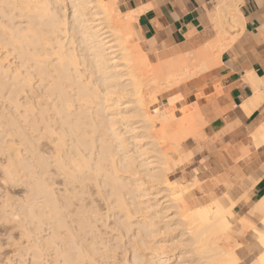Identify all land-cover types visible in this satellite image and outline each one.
<instances>
[{
    "label": "bare ground",
    "instance_id": "obj_1",
    "mask_svg": "<svg viewBox=\"0 0 264 264\" xmlns=\"http://www.w3.org/2000/svg\"><path fill=\"white\" fill-rule=\"evenodd\" d=\"M238 3V0H215L209 14L217 34L201 49L153 63L140 45L136 11L121 12L115 0H0V17L26 22L25 26L15 21L9 25L0 18V43L16 50L21 65L34 58L38 77L35 125L31 126L35 132V186L32 184L35 214L31 204L28 211L35 217L37 234L44 232L43 228L39 229L38 223L45 221L39 213L48 214L44 217L51 221L47 223L48 237L35 234V264H39L41 246L53 249V256L49 253L53 264H236L241 243L231 244L229 238L234 231L241 238L247 230L252 231L259 248L251 264H264V196L255 201L245 217L237 218L235 225L232 204L225 207L214 200L206 205L188 206L182 195L187 186L169 179L167 173L191 157V153L175 154V159L167 151L161 155L149 154L145 144H140L139 135L132 132L136 130L133 124L140 123L145 138L144 132H151L147 128L157 126L156 139L150 140L153 152H157L153 146L157 139L167 138L171 148L177 151L184 139L195 138L198 125H204L199 111L204 84L184 88L163 101L157 100L152 91L150 98L157 107L152 112L146 108L143 111L139 89L149 82L143 79L149 74L153 75V78L149 76L150 82L157 87H176L219 64L222 51L236 38L231 36L227 40L226 28L242 25ZM50 33L55 34L51 49L56 56L48 61L51 53L43 46L50 44L47 40ZM61 33L68 34L70 39L62 40ZM131 38L134 43H130ZM8 67L0 60V82ZM14 71L12 84L25 91V86L30 84L29 74L20 77L22 73ZM253 73L246 75L255 91L242 105L247 113L262 95L263 86ZM44 74L53 76L54 88L53 84L49 87L51 83L43 84ZM28 90L34 93L32 85ZM129 92L132 96L138 94L137 99L131 100L133 105L120 101L123 98L120 95L130 96ZM109 99L113 101L106 102ZM102 126L109 131L107 134L104 130L106 136L101 134ZM17 127L21 139L31 141L30 134H23ZM97 131L99 135H95ZM127 133H130L128 137ZM152 133L146 137L152 138ZM251 138L255 146L264 142V122L251 133ZM131 143L135 145L130 147ZM6 147L16 156L7 162L6 172L11 179L18 175L19 168H14L20 157L11 143ZM22 164L23 168L29 167ZM140 168H144L149 180L157 183L155 191L142 188L140 180L137 182V177H133ZM59 180L62 188L54 191L50 185L59 184ZM126 185L128 193L122 188ZM160 192L167 198L159 196ZM127 195L132 196V201ZM100 201L106 206L104 210L97 205ZM171 207L172 217L171 213L167 215ZM97 213L104 218L97 217ZM259 216L261 225L256 227L252 220ZM110 217L113 221L107 223ZM102 219L104 223L100 222ZM175 225L180 231L171 236V227L175 229Z\"/></svg>",
    "mask_w": 264,
    "mask_h": 264
},
{
    "label": "crops",
    "instance_id": "obj_2",
    "mask_svg": "<svg viewBox=\"0 0 264 264\" xmlns=\"http://www.w3.org/2000/svg\"><path fill=\"white\" fill-rule=\"evenodd\" d=\"M116 1L122 12L136 11L140 39L149 51L165 47L168 57L176 56L195 52L216 37L209 14L215 0ZM238 1L242 25L226 28V39L236 38L222 51L220 63L182 87L204 84L199 107L202 145L192 165L198 169L201 193L195 196L211 201L226 192L235 198L242 193L238 209H233L240 217L264 196V142L255 146L251 138L264 122V0ZM251 72L263 87L261 98L247 113L242 105L255 95L246 80ZM253 221L260 227L259 217ZM241 240L238 264H251L259 252L256 238L250 230Z\"/></svg>",
    "mask_w": 264,
    "mask_h": 264
},
{
    "label": "rangeland",
    "instance_id": "obj_3",
    "mask_svg": "<svg viewBox=\"0 0 264 264\" xmlns=\"http://www.w3.org/2000/svg\"><path fill=\"white\" fill-rule=\"evenodd\" d=\"M116 6L121 11L117 1H116ZM66 15H67V13H66ZM0 18L3 21H5L6 23H8L9 25L14 23V21L16 23H20L23 26H25V23H26L25 20H21L20 18H16L14 21H9L8 18H6V17H0ZM34 22H35V19H34ZM212 27H213V25H212ZM214 31H215V29H214ZM235 33H236V31H235ZM215 35H216V31H215ZM59 36L62 37V40L64 39L65 41L67 40V37H68V39H70L69 37H71V36H68V34L64 36L63 33L59 34ZM228 38H230V37H228ZM47 40L50 44H46L43 47L45 49H47V50H45L46 52L51 53V55L48 58V61H49L51 58L56 56V54L52 53V49H51L52 46H54L55 34L50 33ZM72 40H73V38H72ZM129 41H130V43L135 42L134 39H132V38L129 39ZM139 41H140V45L142 44V46H141L142 49L147 52L149 60L151 62L155 63L157 61H160L159 59L166 60L168 58V56H169V54L167 53L168 50L165 47L162 50L154 49L153 51H149L143 45L141 39ZM72 45H73L72 47H74V43ZM0 60L3 63H5V66H9L7 69L8 70L7 75H5L1 79L4 82H2V81L0 82V112H1L0 113V123H1L0 124V264H35V252H34L35 251V234L38 233V230H37V232L35 230V221H34L35 217H32L30 215V212L28 211V210H30L29 205L31 204L32 205L31 207L33 208L32 210L34 211V214H35V191H34L35 188L32 190L33 185L35 186V184H34L35 183V135H34L35 132L31 131L34 128L33 125H35V80H37V78H38L37 76H35V74H36L35 73V61H34L35 59L29 58V60L27 62H25L23 65H21L22 60L20 57H18L16 50H14V51L11 50V48H10V46H8V44L6 45L5 43H0ZM16 69L22 73L20 77L24 76L25 74L26 75L29 74L30 79H29L28 83H30V84H29V86L28 85L25 86V88H26L25 91H19V87H18L19 85L18 84H16V85L12 84L14 82V79L12 78L11 75L13 73H15L14 70H16ZM87 72L89 73V71L86 69V73ZM149 76L153 78V75H151V74L144 76V78H143L144 81H147L149 79V82L145 83L142 79V81L146 85L145 84L142 85L143 82L141 81L142 82L141 85H142V87H144L145 90L142 87L139 89V92H141L139 94L142 95L141 97H143V98H141V99H143V105H142V108L144 107L143 111H145V108H146L148 110H151L150 112H152L154 109L157 108L156 105L151 101L152 99L150 97L152 96V94L155 95V98H157V100L163 101V100H165L171 96H174V95L182 92L184 89L183 88L184 86L182 85V83H181V85L179 84L176 87H174L175 85H171L168 87H162V86L157 87V84H155L153 81L150 82V79L152 80V78H150ZM44 77H45V80H43V84L45 86L48 83L50 84L51 82H54L53 76L49 78L48 75L44 74ZM94 77L95 76L92 75V78H94ZM146 77H147V79L145 80ZM48 79H50V80L53 79V80H51L49 82ZM28 83H26V84H28ZM54 84L55 83H51L49 85V87L51 85H52V87L55 86ZM30 85H32L34 93H32V91H30V93H29L28 89H30ZM146 86H148V87H146ZM152 87H154L155 89H153ZM99 88L102 89V85L99 86ZM13 91H15V96L13 94ZM152 91H154V92L152 93ZM128 94H130V96L129 95L123 96V95H127V94L120 95L123 97L122 99L120 98V101L121 102L123 101L124 103L125 102L127 103L129 101V104L133 105L131 100L134 97L137 99L138 94H133L134 96H132V92H129ZM51 96L54 97L55 95H51ZM52 97H50V98H52ZM50 98H48L49 101L51 100ZM202 98H203V96L201 95L200 99L202 100ZM44 100L46 101L47 99L44 97ZM112 101H113L112 99H109L106 102H112ZM16 103H19V104H16ZM104 104L105 103L103 102V105ZM16 105L17 106L19 105V106L17 107ZM103 105H98V106L102 107ZM91 109H95V108H91ZM148 110H146V111L148 112ZM89 111H90V109H89ZM104 114L105 113H102L101 115L103 116ZM182 115H183V113H182ZM102 116H100V118H102ZM12 117H15V118L13 119ZM135 118L136 117H133L134 120H135ZM136 119H140V118L137 117ZM8 120H9V122H8ZM12 120L14 121V124L17 123L16 125H18L17 128H19V130L21 128L22 131L21 130L20 131L23 134H26V135L30 134L28 136V138L31 141L25 142L24 139H21L22 134H19L20 133L19 131H18L19 133L17 132L16 125L12 124V122H13ZM1 121L4 122V124ZM119 122H122V120L121 121L119 120ZM10 123H11V125H10ZM120 124L118 123L119 127H121ZM139 125H140V123L133 124V126L136 127V130L133 129L132 132L137 133V136L139 135L140 140H142V141L139 140L140 144L141 145L145 144L144 146H146L148 148L149 154L152 153V154H156V155L157 154L161 155L163 151H165V152L167 151V153H169L168 155L171 154L170 156L173 159H175V157L177 158V155L183 156V154L191 153V155H190L191 157H189L187 160L180 163V165L177 166L176 168H171L169 170V172L167 173V177L169 179L175 180V181L182 183L183 185L187 186V190L183 191V193H182L183 198L185 200V203L188 204V206L193 207L194 205H198V206L206 205V204H209L212 201H214V200L206 201L205 199L200 200L199 198H197L195 196L196 194L201 193V188L199 187L200 183L197 179L198 169L192 165H193V161L198 156L197 153L199 152L201 145H202V139H201V137H199V132L202 129L203 125H198L199 130H198L197 135L195 134V138L193 136L191 138H186V140L184 139V141H182L181 144L179 145L180 148L177 151L174 150V148L173 149L171 148L172 145H170L171 143L168 140H166L167 138L164 140L157 139L155 144H153L154 148L157 149L156 150L157 152L154 151L155 153L152 151L154 149H151L152 144H150V143H151V141H154V139H156V137H154V135H156L155 130H156L157 126L156 127L152 126L151 129H150V126H149V128H147L149 131H151V132H149L150 135L152 132H154V131L155 132L152 133L153 134L152 138L149 136L146 137L148 132H144L145 138H146L145 139L144 137H142V132H141L142 128H139L140 127ZM9 126H11L12 128ZM31 126L33 128H31ZM103 127L104 126H102V129H101L102 133H101V130L99 131V129L101 127L98 128V131L101 134H104L106 132V130H105L106 128L103 129ZM14 129H16V130H14ZM5 130H6V132H5ZM8 130H10V131L12 130L13 133H11L12 131L10 132ZM90 130H91V128H90ZM104 130H105V132H104ZM98 131L95 132V135H96V133L98 135L100 134V133H98ZM106 133L108 134L109 131L107 130ZM106 133H105V136H106ZM129 135H130V133L129 134L127 133L126 136L128 137ZM95 137H97V136H95ZM9 143H11L12 146H15L16 147V148L14 147L15 149H18L19 157H20V160L17 161L19 165L17 164V162H15L17 164V167L15 166L14 169H18V168H19L18 170L21 169L20 172H18V170L17 171L15 170L16 173H18V175H16V173H15L14 177H15V175H16V177L11 178V179L7 175L6 167H7V165H9L8 164L9 163L8 158L11 160V158L12 159L14 157L16 158V156H13L14 154L12 155V153H10V151L7 150L6 146H8ZM134 145H133V143H131V145L129 144L130 147H133ZM39 147H40V149L43 148V146L42 147L39 146ZM172 152L174 154H172ZM175 154H177V155H175ZM14 161H16V160H14ZM22 163L29 165V167L27 166L26 168L25 167L23 168L22 166H24V165ZM140 170L141 171L139 173L135 174L136 176L135 175L133 176L134 178L137 177V178H135V179H137V182H139L138 179L140 180V182L141 181L143 182V183L141 182L142 184H140V182H139V186H142V188H145L148 190L151 189V190H149L150 192L155 191L154 190L155 186H156V188H158L156 185L157 183L149 180L150 179L149 175L145 174L146 172H144L145 171L144 168H140ZM193 177H195V178H193ZM56 178L61 180V178H58V177H56ZM56 178H55V180H56ZM147 179H148V181H146ZM60 180H59V184H58V182L54 181V182H56V185H54L55 183L53 184L54 186L50 185V187H52L54 189V191L57 190L59 187H60V189L62 188ZM190 182H192V183H190ZM124 187L126 189L123 190L122 188H124ZM122 188L121 189L124 192L128 193V191H125L128 188L127 185L123 186ZM238 189H240V186ZM31 190L34 192H32ZM236 191L238 192V190H236ZM161 193L163 194V192H160V194L158 193L159 196L165 195V194L161 195ZM127 196H126V198L129 200L131 198L130 201H132V196H129V195H127ZM159 196L157 195V197H159ZM165 196L163 198H167V196L166 197ZM28 197H29V199H28ZM242 197H243L242 193H240L239 196H237L235 198V197L227 194V192H226L224 194H221L220 196H218L215 199V200H218L225 207H228V205L232 204V206L230 208H231L232 214H233L232 215V217H233L232 219L234 222L233 225L236 224V219L239 218V216H238L239 212H235L233 209H236V210L238 209L236 206L238 205V202ZM97 205L100 207V209L102 208L103 210L106 207L105 204L102 203V201H100L99 204L97 203ZM252 205H254V201L252 202L251 206ZM252 207H250V209ZM103 210H101V211L103 212ZM173 210H174L173 207L168 209L167 215L170 213L171 214L169 216L173 215V213H172ZM101 211L99 213H102ZM63 212H64V209H63ZM38 215H40L42 220H45V221H44V223H41V224L38 223L39 225H41L39 229L41 230V228H43L42 230H44V232L41 231L37 235L38 236L43 235V236L48 237L49 234L47 232H49L48 227H50L49 224H50L51 218H49V221H48V218L46 219V217H44L48 214L42 215L41 213H39ZM246 215H242V217H245ZM98 216H99V214L97 215V217ZM100 216H99V218L101 219L102 216L101 217ZM102 218H104V217H102ZM254 219H257V217H255ZM259 219H260V216H259ZM30 220L33 222H30ZM104 221L105 220L100 221V222L104 223ZM106 221H107V223H109L110 221L112 222L113 221L112 217H110L109 220H106ZM48 222H49V224H47ZM100 222H97V223H100ZM252 222L254 223L253 220H252ZM172 225L174 226V224H172ZM260 225H261V223H260ZM256 227H258V226L256 225ZM171 228L173 231V232H171V234H169L171 236H173V234L177 235V233H179V231H180L179 226L178 227L176 226L175 229L173 227H171ZM234 228H236V227H234ZM249 231L250 230H247L242 235H245ZM42 233H44V234H42ZM229 239H230L231 244L236 242V241H239L242 244V240L239 237V234L235 231L231 232V237ZM241 244H239V245H241ZM40 249H41V251L39 252L40 253L39 258L37 259L38 263L39 264H47V262H48V264H53L52 258L50 257L51 254H49V253H52L51 256H53V252H54L53 249H51L49 247L44 248L42 246L40 247ZM49 249H50V251H49ZM237 256H238V254H237ZM238 258H239V256H238ZM239 261H240V258L236 262V264H238ZM49 262H51V263H49Z\"/></svg>",
    "mask_w": 264,
    "mask_h": 264
}]
</instances>
